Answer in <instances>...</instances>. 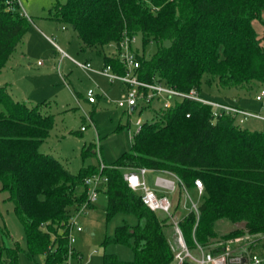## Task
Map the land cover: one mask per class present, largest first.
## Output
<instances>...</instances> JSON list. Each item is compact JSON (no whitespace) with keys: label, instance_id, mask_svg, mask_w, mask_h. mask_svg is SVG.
Wrapping results in <instances>:
<instances>
[{"label":"trees","instance_id":"obj_1","mask_svg":"<svg viewBox=\"0 0 264 264\" xmlns=\"http://www.w3.org/2000/svg\"><path fill=\"white\" fill-rule=\"evenodd\" d=\"M9 1L0 0V71L31 22L18 5L10 9ZM53 8L57 20L78 32L84 48L115 42L117 54L104 60L118 72L125 69L119 44L127 33L140 35L144 46L157 45L150 57L135 50L141 79L156 77L185 92H200L204 76L222 88L264 83V46L253 25L264 14V0H57ZM149 110L155 115L142 123L130 150L103 168L90 164L73 173L40 149L54 125L53 114L0 85V189L14 203L30 256L43 253L44 264L68 261L70 219L89 200L86 178L99 173L108 178V220L119 212L138 217L136 224L119 225L104 242L131 245L134 259L105 252L103 264H171L166 220L124 177L125 168L140 166L174 171L189 187L203 181L199 220L191 210L181 221L190 247L195 238L205 245L223 217L245 222L234 237L264 233V129L243 127L226 112L214 117L212 105L189 97ZM93 148L84 147L83 157L94 154ZM74 249L73 258L80 260L82 252ZM18 250L5 247L0 264H19Z\"/></svg>","mask_w":264,"mask_h":264},{"label":"rangeland","instance_id":"obj_2","mask_svg":"<svg viewBox=\"0 0 264 264\" xmlns=\"http://www.w3.org/2000/svg\"><path fill=\"white\" fill-rule=\"evenodd\" d=\"M56 1L19 0V9L26 13L31 22L3 67L0 80L6 79L10 84L13 83L9 86L20 101L30 106L38 105L53 114L54 125L40 149L52 153L71 172L78 173L83 166L92 164L101 167L102 163H111L130 150L140 125L151 120L155 113L153 110L131 111L128 107L118 105V100L127 97L129 84L121 79L110 80L98 71L105 66L106 54H117V44L110 43L98 49L84 48L78 32L55 18L53 7ZM59 1L66 3L68 0ZM253 25L264 46V14L254 19ZM47 35L54 37L74 59L90 61L96 70L90 71L68 58L59 62L60 54ZM132 46L146 57H150L157 48L155 42L144 46L140 35L135 36ZM90 90L96 97L95 103L87 99ZM262 90L264 83L260 81L245 88H222L217 80H210L208 76L203 77L200 85V94L205 98L264 115V99H256ZM166 99L172 104L178 100L173 95L166 96ZM241 124L252 130L264 129V119L261 118L247 117ZM82 126L85 128L82 129ZM91 145L95 153L84 158V147ZM157 174L160 173L147 172L146 179L150 185L154 184L153 177ZM186 188L179 189V193L173 197L177 204L173 209L175 219L177 216L183 219L193 202L199 205L204 199V195H199L194 186ZM8 195V191L0 189V256L5 247L18 246L19 264H44L43 253L34 257L28 254L24 226ZM106 206L107 194L102 183L93 205L74 213L76 223L82 230H73V247L74 251L82 252V258L70 259L71 264H103L105 252L116 253L124 260L134 259L131 245L114 242L105 245L104 242L106 236L113 235L119 225L124 222L136 224L138 217L133 213L119 212L108 220ZM156 214L166 220L168 237L173 242L172 218L168 217L167 220L166 213L162 211H156ZM214 227V236L205 244L213 251L225 248L237 251L245 247L264 250V233L232 236L236 229L245 227L244 221L232 222L223 217L216 221Z\"/></svg>","mask_w":264,"mask_h":264},{"label":"built area","instance_id":"obj_3","mask_svg":"<svg viewBox=\"0 0 264 264\" xmlns=\"http://www.w3.org/2000/svg\"><path fill=\"white\" fill-rule=\"evenodd\" d=\"M9 3V8L15 9L16 5H19L20 2L19 0H11ZM23 13L26 15L25 12ZM134 40L135 36H130L125 33L119 44V58L124 65V72L116 71L111 64H105L102 69L98 70L105 76L109 77L110 80L121 79L129 84L127 97L117 101L119 106L128 107L131 111L139 109L140 112H143L149 110L150 108L172 105V103L166 99V96L173 95L179 99L189 97L212 105L214 117H218L222 115L223 112H226L232 116H235L241 123L247 117L264 119V115L260 113L205 98L195 88L185 92L170 86L166 82L161 81L156 77H154V79L151 81L141 79L138 71L139 67L141 66V61L137 57L135 49L132 46V42ZM59 50L62 53V58L69 56L67 51L63 50L62 48ZM74 61L86 69H93L90 61L80 62L76 59H74ZM87 97L91 102L96 101V97L92 90L88 91ZM256 99H264V90L256 95ZM84 128L85 127L82 126V129ZM105 165V163H102L101 168H103ZM148 171L160 173L156 175L154 179V185H150L147 182L146 174ZM124 177L129 186L141 195L143 202L149 208L155 212L162 211L166 213L167 220H169L168 217L172 218L170 222L174 228L173 231L175 239L173 242H171L170 239L169 241L174 252V264H184L187 260H189L192 264H264V250L258 251L257 249L245 247L243 250L236 251L225 248L221 251L215 252L209 249L207 245L198 242L195 237V246L190 247L188 245L181 227L182 219L178 216V218L176 217L175 219L173 212V209L177 206L173 198L174 195L177 194L181 188L187 190V185L176 172L166 169L156 170L145 166H140L137 168H127V170L124 172ZM107 180V176L99 173L86 178V183L88 184L89 200L82 205L80 210L88 208L89 205L94 202L98 196L100 185L102 183H106ZM195 182V187L198 190V194L204 195L205 186L203 181L196 179ZM191 210L196 211L197 218L199 220V205L193 202V206L191 207L190 211ZM196 226L197 224L195 225V228ZM75 228L77 230H82V227L76 223L75 215H73L70 219V233L68 237L70 243L69 261L68 263L62 264H71L70 259L73 258V243L75 241L73 230ZM194 251H196V253Z\"/></svg>","mask_w":264,"mask_h":264},{"label":"crops","instance_id":"obj_4","mask_svg":"<svg viewBox=\"0 0 264 264\" xmlns=\"http://www.w3.org/2000/svg\"><path fill=\"white\" fill-rule=\"evenodd\" d=\"M47 37L52 41V43L56 46V48H57V52L60 54V59H59V62H61L62 60H64V59H66V58H68V59H70V60H72L73 62H75L74 61V59H73V57L69 54V56H65V57H63L62 58V53L60 52V48H62L63 50H65L62 46H60V44H58V42L54 39V37H52V36H49V35H47ZM66 51V50H65ZM68 52V51H67ZM69 53V52H68ZM104 62H105V60H104ZM76 63V62H75ZM39 64H42V63H39ZM88 70H90V71H94V70H96V69H88ZM2 71V70H1ZM1 71H0V74H1ZM101 73V72H100ZM102 74V73H101ZM104 75V74H103ZM9 84H10V82H7V80L6 79H1L0 80V85H5V86H7V89L12 93V95L16 98V99H18L19 100V98L15 95V93H14V90H13V88L11 87V86H9ZM10 85H13V83H11ZM87 99H88V97H87ZM89 101V100H88ZM89 102H91V101H89ZM96 102V101H95ZM95 102H91V103H95ZM127 170V168H125L124 169V172ZM158 175V174H157ZM155 177H156V175L153 177V181H154V179H155ZM152 185H154V184H152ZM195 187V186H194ZM196 188V187H195ZM197 189V188H196ZM198 191V190H197Z\"/></svg>","mask_w":264,"mask_h":264}]
</instances>
